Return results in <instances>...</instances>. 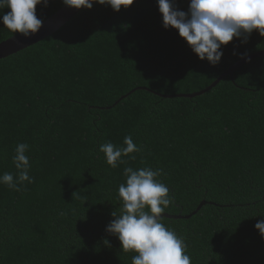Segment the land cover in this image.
Segmentation results:
<instances>
[{
  "label": "trees",
  "instance_id": "1",
  "mask_svg": "<svg viewBox=\"0 0 264 264\" xmlns=\"http://www.w3.org/2000/svg\"><path fill=\"white\" fill-rule=\"evenodd\" d=\"M174 2L187 11L190 0ZM63 4L42 0L36 16L43 21ZM17 33L0 21V42ZM245 35L222 45L211 65L163 27L157 0L119 11L93 3L1 58L0 175L18 177L15 147L27 143L33 179L19 191L0 184V264H132L136 253L106 231L122 209L125 167L164 170L158 179L173 202L162 222L184 239L191 264H264V236L254 227L264 219V55L198 96L136 89L116 102L138 86L161 94L205 88L264 49L257 30ZM128 135L142 150L112 168L100 145L124 147Z\"/></svg>",
  "mask_w": 264,
  "mask_h": 264
},
{
  "label": "clouds",
  "instance_id": "2",
  "mask_svg": "<svg viewBox=\"0 0 264 264\" xmlns=\"http://www.w3.org/2000/svg\"><path fill=\"white\" fill-rule=\"evenodd\" d=\"M134 0H63L66 6L90 9L93 3L108 5L114 11L130 6ZM42 0H0V10L10 9L0 15L2 24L13 33L24 37L35 34L43 24L36 16V5ZM47 5V0H43ZM162 14L164 28H175L178 35L190 46L200 59H206L216 65L223 53L220 50L233 37L251 34L255 29L264 37V0H190L187 11L179 10L174 0H157ZM246 39V35H245ZM124 147L111 142L100 145L106 162L112 168L124 163L122 156L140 152L142 149L134 143L131 135L124 137ZM29 145L18 143L15 147L13 163L19 170L14 179L10 172L0 175V184L16 191L24 181L32 182L29 176V157L25 154ZM134 159L135 157H131ZM125 182L118 186V195L122 198L119 214L111 213L113 220L106 231L115 235L124 252L133 251L132 264H191L187 254V245L173 229L162 222V213L172 204L169 187L159 176L163 169L142 167L123 169ZM264 236V219L254 225ZM107 245L109 242L104 240Z\"/></svg>",
  "mask_w": 264,
  "mask_h": 264
},
{
  "label": "water",
  "instance_id": "3",
  "mask_svg": "<svg viewBox=\"0 0 264 264\" xmlns=\"http://www.w3.org/2000/svg\"><path fill=\"white\" fill-rule=\"evenodd\" d=\"M84 7H81L79 9L73 8L66 6L63 4L57 11H55L52 15L47 17L46 19L43 20L42 27L33 35H30L28 37H24L22 34L17 33L3 41L0 42V59L4 58L8 55H11L13 53L18 52L19 50H22L42 39L45 37L49 36L56 30H58L62 25H64L69 19H71L73 16H75L80 10H82ZM264 55V49L253 52L235 63H233L229 68H227L224 72H222L213 82H211L208 86L205 88L195 91L192 93H177V94H161L159 92H156L148 87L145 86H138L130 90L128 93L120 96V98L116 101L118 102L119 100L125 98L128 94L133 92L136 89H145L148 90L160 97H194L201 95L207 91H209L213 86H215L222 78H224L226 75H232L233 71L240 66L241 64L245 63L249 59L258 57ZM204 202H201L197 209L193 212L195 213L202 205ZM162 216H169L166 213L161 214ZM190 215L186 216L189 217Z\"/></svg>",
  "mask_w": 264,
  "mask_h": 264
}]
</instances>
